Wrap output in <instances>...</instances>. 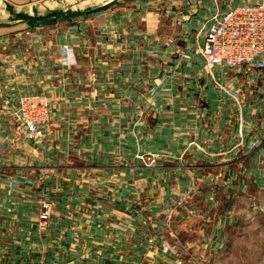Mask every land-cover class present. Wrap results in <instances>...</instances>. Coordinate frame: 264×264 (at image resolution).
Masks as SVG:
<instances>
[{
  "label": "rangeland",
  "instance_id": "rangeland-1",
  "mask_svg": "<svg viewBox=\"0 0 264 264\" xmlns=\"http://www.w3.org/2000/svg\"><path fill=\"white\" fill-rule=\"evenodd\" d=\"M208 1H121L115 30L105 22L104 33L97 35L90 22L84 57L105 60V75L89 67L92 92L74 100V111L68 107L67 134L69 142H116L102 149V184L113 198L119 191L121 203L117 210L104 209V244L98 243L103 248L92 250L86 241L94 239L92 232L73 223L67 228V252L48 255L41 247L35 258L29 248L35 244L16 239L29 249L20 264H176L163 243L176 249L181 264H264V70L236 68L221 82L203 65L189 67L190 58L201 62ZM133 41L169 45L167 60L145 61L142 47L130 51ZM62 46L60 62L76 64L73 46L67 45L65 56ZM129 57L134 81L112 75L123 72L127 62L122 61ZM110 59H118L119 66ZM127 199L136 205L134 214L127 213ZM51 215L44 224L38 221L40 236L49 234Z\"/></svg>",
  "mask_w": 264,
  "mask_h": 264
},
{
  "label": "crops",
  "instance_id": "crops-1",
  "mask_svg": "<svg viewBox=\"0 0 264 264\" xmlns=\"http://www.w3.org/2000/svg\"><path fill=\"white\" fill-rule=\"evenodd\" d=\"M121 1L131 4L135 0H0V264H20V257L28 247L21 248L17 240L34 243L35 248L29 247L32 255L41 247L49 251L48 255L59 249L67 252V228L72 227L73 223L86 226L92 232L94 239H86L92 250L96 252L103 248L98 243L104 244V209H118L121 200L119 191L112 192L117 195L114 198L111 191L105 194L107 190L102 184L105 156L102 149L116 142H69L67 114L68 107L71 111L76 109L74 100L88 99V95H91L94 82L89 79V67L95 65V74L99 77L105 75L102 70L105 60L84 57L86 53H83V49L89 37L87 28L93 20L97 35L98 32L104 33L105 22H108L107 27L115 30L114 23L121 18ZM257 1H208L210 7L206 21L216 11ZM56 18H61L60 22L43 26L48 20ZM152 19L147 17L150 34L153 30ZM135 33L134 26L131 33L133 39ZM100 38L104 39L102 35ZM202 40L203 36L199 48ZM128 44L131 45L130 51L134 45H139V50L142 47L145 61L165 62L168 58L167 44L154 46L135 41ZM62 45L73 46L76 64L67 66L60 62L59 48ZM92 49L97 51L98 48L94 46ZM100 51H104L103 46ZM190 59L187 62L194 70H199L203 65L201 55V62L191 63ZM132 61V57L123 60V63L127 62L123 72H112V75L131 76L134 81L136 69ZM110 63L119 66L118 59H110ZM153 68L156 70L154 64ZM153 68L151 64L149 69L152 71ZM228 71L216 68L214 74L224 82L225 77H229L224 73ZM104 84L102 89H105ZM102 89L97 87L96 91L103 95ZM22 94L42 95L49 102L47 137L38 145L25 138L24 131L12 116L11 106ZM4 100H9V103ZM110 160L107 158V162ZM111 198L113 201H110ZM42 200L52 201L54 207L48 225L49 234L44 233L43 238L37 231V216ZM127 200L125 208L131 214L135 204ZM81 220L89 222L82 223ZM64 259L67 260V254ZM94 259L97 263L98 258Z\"/></svg>",
  "mask_w": 264,
  "mask_h": 264
},
{
  "label": "built area",
  "instance_id": "built-area-1",
  "mask_svg": "<svg viewBox=\"0 0 264 264\" xmlns=\"http://www.w3.org/2000/svg\"><path fill=\"white\" fill-rule=\"evenodd\" d=\"M62 55H67V45L62 47ZM199 53L203 59V68L213 75L216 68L249 71L256 68L264 70V0L243 3L225 10L214 12L206 21ZM9 103V100H4ZM12 107V116L21 126L26 139L38 145L47 137L46 125L50 107L46 97L36 94H22ZM2 142H0V148ZM53 210V202L43 200L40 203L38 218L44 224ZM165 253L182 261L176 249L163 243Z\"/></svg>",
  "mask_w": 264,
  "mask_h": 264
}]
</instances>
